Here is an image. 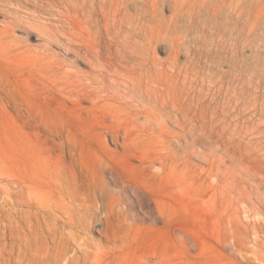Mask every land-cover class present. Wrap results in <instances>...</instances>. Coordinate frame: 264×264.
<instances>
[{"label": "bare ground", "instance_id": "1", "mask_svg": "<svg viewBox=\"0 0 264 264\" xmlns=\"http://www.w3.org/2000/svg\"><path fill=\"white\" fill-rule=\"evenodd\" d=\"M37 1L0 0V44L3 46L5 39L17 42L14 33L21 27L26 30L25 41L29 29H34L43 37L44 47L53 44L63 47L74 69L60 78L53 90L66 96L74 105L88 102L91 119L88 128H84L83 133L79 131L82 138L71 140L66 134L64 141L44 144L39 154L33 146L23 147L20 159L0 166V182L3 183L0 191V264H151L149 258L136 256L138 244L132 235L133 228L126 224L128 220L120 206L123 204L128 211H137V215L148 202L160 208L155 187L158 181L164 180V100L170 90L164 92V61L156 57L158 47L166 49V61L176 65L184 47H188L186 50L194 59L196 49L192 47L215 48L226 41L227 35L229 38L233 35V31L229 32L233 28L236 30V38L232 39L234 43L231 42L233 46L251 45L252 41L247 36L258 29L264 10L260 3L262 0H252L250 4L248 0H56L67 7L65 27L68 33L63 38L59 37V28L37 23L40 19L36 15L39 13ZM163 11L169 14L163 15ZM246 26L248 33L245 36ZM78 66L85 71L79 70ZM188 78L190 82L191 77ZM172 106L181 122L193 121L191 116L190 119L186 117L187 112L185 115L179 103ZM46 128L49 135L60 132L52 123ZM99 130L107 131L116 144L115 148L120 151H109ZM195 135L190 137L192 145L199 141ZM42 155L45 158L42 159ZM218 160L223 162L224 159ZM132 161L139 164H132ZM211 162L208 160L206 163L211 165ZM243 163L240 165H246ZM225 165L222 169L227 170ZM214 166L217 168V164ZM230 166L232 169V164ZM152 168L156 170L147 173ZM243 170L246 172L248 169ZM242 178L248 179L247 176ZM251 181L246 183L251 184ZM232 187L238 191L233 184ZM129 192L132 197L128 196ZM242 192L245 193L244 190ZM257 194H261L259 190ZM238 196L237 202L242 199ZM248 198H245V203ZM262 200L264 202V198ZM252 209L255 210L254 207ZM92 231L99 232V240L90 237Z\"/></svg>", "mask_w": 264, "mask_h": 264}, {"label": "rangeland", "instance_id": "2", "mask_svg": "<svg viewBox=\"0 0 264 264\" xmlns=\"http://www.w3.org/2000/svg\"><path fill=\"white\" fill-rule=\"evenodd\" d=\"M248 2L250 4L253 1L248 0ZM260 3L264 8V0ZM66 8L65 4H59L56 0H38L37 9L40 14L36 15L40 19L37 23L59 28V37L63 38L64 34L68 33L65 27L68 21ZM165 13L169 14L163 11V15ZM251 20L252 18L248 21ZM247 25H249L248 22ZM246 27L245 36L248 33L246 31L248 26ZM231 31H233L231 39L227 35L226 41L215 48L192 47L196 49L194 59L186 50L188 47H184V51L177 58L176 65L166 61L168 51L158 47L156 57L164 61V92L170 90L164 100V180L158 181L155 187L160 208L158 209L153 202H148L143 211L140 213L138 211L139 216L137 211H128L123 204L120 206V209L125 211L123 216L128 220L126 224L132 225L133 228L132 235L135 236L138 244L136 256L149 258L151 264L155 262L160 264H264V202L262 200L264 197L260 198L264 196L262 192L264 190V10L258 29L247 36L252 41L251 45L240 48L233 46L232 39L236 38V30L233 28L229 32ZM15 33L17 42L5 39L3 46L0 44V166L20 159L23 147L33 146L36 148V154H39V150H43L46 143L64 141L66 134L71 140L82 138L83 129L88 128L91 119L88 102L83 101L79 106L74 105L66 96L53 90L59 79L74 69L69 64L68 55L63 47L55 44L44 47L43 37H40L34 29H29L27 41L23 39L26 35L25 28H17ZM35 47L38 49L35 50ZM212 65L216 66L212 67ZM78 67L79 70L85 71L82 66ZM201 72L203 74H200ZM188 77H191L190 82ZM178 103L185 115L187 112L186 117L191 116L194 122H181L182 119L174 113L172 106ZM185 108L189 109L186 111ZM50 123L60 132L49 135L46 126ZM98 133L104 136L103 143L109 151H120L115 148L116 144L111 141L107 131L99 130ZM180 135L185 137L182 138ZM194 135L198 136L199 141L192 145L190 137ZM212 137H216V140ZM177 139H180L179 141L183 139L185 142L182 140L179 143ZM221 147L223 151L220 150ZM167 150L171 151L168 153ZM212 151L216 153L212 154ZM220 156H223V162H218V159H222ZM43 158L45 157L42 155ZM207 159L212 161L211 165L206 163ZM234 161L237 164H234ZM242 162L246 164L243 165L244 167L240 165ZM214 163L217 164L218 169L215 168ZM132 164L137 165L139 162L132 161ZM224 164L227 170L222 169ZM229 164H232V169ZM237 166H241L240 169ZM241 168L248 169V172L241 171ZM155 170L152 168L147 173ZM239 170L243 172V175ZM232 171H236L235 174L238 176ZM211 173L215 176L213 177ZM241 176H247L248 179ZM250 180L253 181H251L253 188L251 184H248ZM215 181L219 183L216 184L217 186L212 184ZM234 182H237V185H234ZM2 184L0 182V191H2ZM232 184L234 187L240 184L244 189L239 185L235 188L240 192H235ZM219 186L223 189L220 190ZM258 187L263 190L257 189ZM243 190L245 193L242 192ZM258 190L261 194H257ZM236 195L242 197L238 199L241 204L237 202ZM128 196L132 197L133 194L129 192ZM247 197L249 200L246 199L245 203ZM230 198L231 201H229ZM234 198L235 201H233ZM256 198L259 203L255 201ZM256 205L258 208L255 207ZM253 207L256 211L252 209ZM89 235L94 240L100 239L99 232L92 231Z\"/></svg>", "mask_w": 264, "mask_h": 264}]
</instances>
